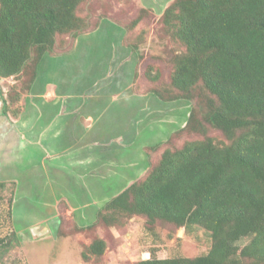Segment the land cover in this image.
<instances>
[{
  "label": "trees",
  "instance_id": "trees-1",
  "mask_svg": "<svg viewBox=\"0 0 264 264\" xmlns=\"http://www.w3.org/2000/svg\"><path fill=\"white\" fill-rule=\"evenodd\" d=\"M105 17L125 29L122 42L137 56L132 92L187 100L191 107L182 126L144 146L141 176L106 200L89 223L74 219L72 233L94 231L81 257L99 264L108 242L96 230L110 233L139 216L148 228H203L211 244L193 257L151 251L134 264H264V0H171L160 15L136 0H0V78L12 79L5 98L0 90V115H19L18 102L44 55L71 51ZM150 32L174 50L162 58L165 78L157 63L142 64ZM209 128L226 141L216 142ZM15 188V181L0 180V202L12 224ZM243 238L248 241L240 246ZM17 239L14 227L0 237V257Z\"/></svg>",
  "mask_w": 264,
  "mask_h": 264
},
{
  "label": "rangeland",
  "instance_id": "rangeland-1",
  "mask_svg": "<svg viewBox=\"0 0 264 264\" xmlns=\"http://www.w3.org/2000/svg\"><path fill=\"white\" fill-rule=\"evenodd\" d=\"M113 7L114 11H119L121 5L115 4ZM101 23L102 28L99 30L101 34L97 36L98 39L93 41L94 51L85 52L82 56L73 57V59L80 61L104 60L107 65L108 63L110 65L109 76L105 73L106 78L99 77L102 79H95L97 77L91 74V67L87 62L68 64V66L61 64L59 67L61 70L67 67L80 69V75L83 79L80 78L79 84H88L92 88L90 90L95 92L98 87L106 83L111 85L108 98L111 99L112 96L116 100L109 101L111 105L108 104L107 107L102 109L101 114L95 115V119L99 123V126L97 123L98 128L95 135L101 137L100 140L96 141L97 146L104 143L108 145L105 146L106 148H111L108 149L107 156L110 157V168H113L114 172L110 176L97 173L98 168L103 167V165H100V160L95 161L97 156L91 159L83 158L88 169L96 170L95 172L100 174L97 175L95 172L89 171V175L95 173L91 176L98 177V180H93L95 187L107 183H109V187L104 190L101 196L92 193V197L89 196L88 199H84V197L78 195L77 202L94 200L96 202H94V211L92 208L90 209L91 203L87 204L90 206L82 204L81 207V204H79L77 207L76 200L70 197L69 204L59 205L58 210H53L52 215L47 217L48 210L51 207L49 204L50 199H58L62 195V188L65 186L62 182L64 176H59L62 180L56 177L48 178L46 185H48L50 193L43 192L38 196L35 195V191H39L42 183L39 182L40 179L29 175L28 183L32 182L31 184L36 190L33 189L34 193H26L25 195L19 193L15 196L12 214L13 224L6 216V202H0V237H8L12 233L13 227L18 236L17 241H13L8 250L1 255L0 264H97V261L92 258L84 260L81 257V252L90 242L94 231L89 233L88 236L85 233H72L74 219L84 225L92 221L96 210L106 200L116 195L143 174L147 167L144 146L165 139L173 130L182 126L187 118L191 107L190 101L163 102L150 94L138 96L132 94L131 80L129 79V75L133 72L132 61L128 59L125 66L118 67L115 65L118 64L117 58L110 59V53L107 49L103 51L96 46L101 41L103 43L109 42L106 32L112 31V26L117 25L108 19H102ZM107 23H110V26ZM142 45L144 48L142 47L141 50L145 56L142 64L152 63V65H155L153 63H157L158 66H161L165 78L169 68L163 65V61L166 59V55H169V52L170 57L171 53H174V50L168 48L170 43L166 42V39H158L153 32H150ZM174 48L175 51L179 49L177 45H174ZM155 56H158L159 60H156ZM45 59L43 58L42 63ZM100 70H108V68L105 67ZM9 83L8 80L0 81V86L6 88ZM68 83L69 81L66 82V84ZM104 93V91L98 92L100 96L92 98L99 107H103ZM82 97L86 98V95ZM80 105L84 108L83 102H80ZM55 114H58V112ZM64 115H67L68 121H70L65 123L68 134L72 133L75 119H78L80 125L86 119V115L82 111L78 113L77 118H75V113L71 112H64ZM207 134L212 136L216 142L226 141L217 129L209 128ZM87 143H89L88 140ZM86 145L83 142V146L76 148L80 152V156L84 157L88 151ZM100 149L101 147H96L94 151L97 152ZM116 154L119 156H114ZM79 182L81 183L82 180H79ZM80 185L82 186V184ZM81 186L78 185V188L80 189ZM98 189L93 188L94 192H98ZM7 196L5 195L4 198H7ZM84 205L87 207L83 208ZM77 208L83 209L80 212ZM59 215L63 217V233L60 236L56 232L60 220ZM96 234L102 235L108 242L103 257L101 260L99 259V264H134L139 259L148 258L151 251L161 257H193L207 252L211 244L209 232L203 228L195 227L188 230L184 227L176 228L161 223H157L153 228H148L144 217L139 216L128 218L121 229L113 227L110 233H106L103 229L98 228ZM247 241L248 238H243L239 241V245L242 246Z\"/></svg>",
  "mask_w": 264,
  "mask_h": 264
},
{
  "label": "crops",
  "instance_id": "crops-1",
  "mask_svg": "<svg viewBox=\"0 0 264 264\" xmlns=\"http://www.w3.org/2000/svg\"><path fill=\"white\" fill-rule=\"evenodd\" d=\"M170 1L137 0L136 2L152 9L156 15H160ZM102 19L110 20L106 17ZM101 22L96 31L80 35L73 49L66 54L44 55L43 58L46 59L43 63V58L40 60L37 68V76L30 91L23 94L18 102L21 106L19 115L13 116L10 112L7 116L0 115V180L16 182L14 200L15 196L19 193L20 195L34 193L33 189L35 187L33 188L32 182L28 183L29 175L30 177L40 179L39 182L42 183L39 191H35V195L38 196L43 192L50 193L48 185H46L48 178L56 177L62 180L59 176H64L62 182L65 186L62 188V195L58 199H50L51 202L48 203L51 207L48 210L47 217L52 215L51 212L53 210H58L61 200L69 204L70 197L76 200L77 207L79 204L82 207V204L87 205L91 203V206H87H90V209L92 208L94 211V205L96 203L94 200H90V202L88 200L77 202V197L82 196L84 199H88L89 196H93L92 193L96 196H101L104 190L108 189L109 183L95 187L93 180H98V177L91 175L97 172L102 173L104 176H110L114 172V169L110 168V157L107 156L108 149L111 148H106L105 146L108 145L104 143L103 145L97 146L96 141L100 140L101 137L95 135V131L99 126L95 115L101 114L102 109L108 106L109 101L116 100L112 96L111 99L108 98L111 92V85L106 83L98 87L96 92L90 90L92 88L88 84H79L80 78L83 79L80 75V69L67 67L68 64L87 62L91 67V74L97 77L95 79H102L99 77L106 78L107 76H104L105 73L109 76L110 65L109 63L107 65V62L104 60L80 61L73 59V57L82 56L85 52L89 53L94 51V46L92 45L93 41L98 39L97 36L101 34L99 32L100 28H102ZM107 24L110 26V23ZM116 25L112 26V31L106 32L109 42L103 43L101 41L96 46L100 47L103 51L107 49L108 53H110V59L113 57L117 58L118 64L115 65L118 67L125 66L127 60H131L132 71H134L137 56L122 42L125 36V29L119 24ZM120 31L122 32L120 33ZM61 64L67 65V68H62L61 70L59 67ZM105 67L108 70H100ZM132 74L133 72L129 75L130 80H132ZM4 80H8L10 83L6 88L0 86V90L3 92V98L6 97L9 86L12 83V79L0 78V81L3 82ZM67 81H69L68 84H66ZM103 91L105 92L103 96V107H99L92 98L100 96L98 92ZM132 94L138 96L136 93L132 92ZM84 95H86V98L82 97ZM80 102L84 103V108L81 107ZM1 106L2 100L0 98V109ZM80 111L86 115L85 120L82 118L84 123L80 125L78 119H75L72 126V133L68 134V130L65 129V123L70 121H68V116L64 115V112L75 113L76 117H74L77 118ZM57 112L58 114H55ZM87 140L89 143H87ZM83 142L87 144L86 147L88 148L84 157L82 155L80 156V152L76 150V148L83 146ZM96 147H101V149L95 152L94 149ZM94 156H97L95 161L100 160V165H103L97 171L88 169L83 159H91ZM114 156L118 157L119 155L116 154ZM89 171L96 172L89 175ZM79 180H82V182L80 183ZM78 185L81 186L80 189ZM93 188L95 190L99 188L98 192H94L95 190ZM83 208L77 209L81 212Z\"/></svg>",
  "mask_w": 264,
  "mask_h": 264
}]
</instances>
